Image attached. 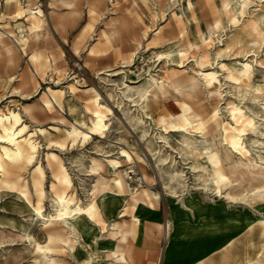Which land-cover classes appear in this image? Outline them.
<instances>
[{
	"label": "rangeland",
	"instance_id": "rangeland-1",
	"mask_svg": "<svg viewBox=\"0 0 264 264\" xmlns=\"http://www.w3.org/2000/svg\"><path fill=\"white\" fill-rule=\"evenodd\" d=\"M6 1L0 0V37L12 49L0 39V112H18L21 123L28 126L27 132L37 131L34 138L38 151L30 162H18L13 179L0 185V264H40L31 238L41 243L46 239L35 210L43 215L55 212L53 185L57 181L47 158L51 154L62 160L69 175L70 187L65 192L75 194L82 202L89 198V189L97 178L89 172L92 157L122 161V171H131L129 177L125 176L131 189L149 188L158 194L154 208L134 210L137 234L134 232L128 243L129 264H256L257 260L264 264V207L254 209L221 198L214 186H206L203 177L199 178L204 172L198 162L205 164L206 158L195 159L193 153L186 154L190 151L182 140L190 135L178 129L180 95L168 86L162 92L151 88L144 111L137 105V94L125 92L126 84L145 86L150 73L164 77L172 72L192 73V69H198L195 59L201 55H209L204 62L208 67L215 61L236 66L245 55L253 54L250 38L244 37L230 52L217 55L222 44L219 39L226 42L236 33L221 12L222 0H191L192 8L188 7V0H149L147 6L133 0H103L96 12L91 10L92 0H77L78 15L65 27L58 25L60 17L69 11L62 0H18L12 4ZM32 12L44 19L38 42L29 37L28 17ZM217 17L222 20L219 39L215 36L213 42L203 44L201 36L206 33L207 24ZM173 40H178L182 51H190L177 63L160 57ZM262 47L256 51L261 59ZM220 74L224 91L222 118H228L226 104L247 107L249 113L253 110L258 130L249 131L246 141L253 156L264 157V109L262 101L251 99V86L262 84L264 67L254 64L250 82L241 85L226 81L224 72ZM71 86L77 89L72 91ZM88 86L99 93L107 124L94 133L88 129L94 103L81 91ZM208 104L201 85L192 105L203 113ZM73 124L90 132L87 140L67 135ZM170 124L175 127L169 128ZM164 126L169 131L167 142L159 138L164 135ZM173 128L178 130L170 131ZM40 130L45 131V136ZM192 135L202 140L199 134ZM213 137L223 152L220 131L208 135V140L212 142ZM254 140L258 143L253 144ZM56 142L64 146L59 147ZM1 145L4 143L0 141ZM122 149L131 154L132 161H125ZM39 166L43 168L42 175L37 172ZM173 171L182 174L180 185L170 181ZM191 194L193 211L183 205ZM125 198L106 195L99 199L106 222L117 219L126 206ZM102 205L109 207L104 210ZM131 214L129 209L119 220L130 221ZM78 221L81 230L98 228L87 218ZM158 222L166 227L162 232L154 227ZM79 236L87 248L94 249L86 233ZM103 241L107 246V240ZM96 256L98 264L111 262L100 253ZM60 257L66 264H78L70 256Z\"/></svg>",
	"mask_w": 264,
	"mask_h": 264
},
{
	"label": "bare ground",
	"instance_id": "bare-ground-1",
	"mask_svg": "<svg viewBox=\"0 0 264 264\" xmlns=\"http://www.w3.org/2000/svg\"><path fill=\"white\" fill-rule=\"evenodd\" d=\"M76 1H61L68 7L69 11L66 15L60 17L62 21L59 22L60 24L58 23L59 26L65 27L68 22H72L75 16L78 15L79 10L76 7ZM133 1L137 4L143 3L146 6L149 2V0ZM263 1L258 0L254 3L252 0H222L221 12L227 16L229 25L236 28V33L231 34L226 42H223V39L220 40L218 31L222 27V20L217 17L213 23L207 24L206 33L201 36L203 44L213 42L215 36L218 37L222 44L217 51V55L230 52L235 45L242 42L244 37H249L253 54H247L244 58L242 57L243 59L238 61L236 66L215 61L205 67L204 62L209 56L205 54L201 55L199 59H195L198 69H192V73L186 71L172 72L165 76L166 78L150 73L145 86L125 85V92L130 93L131 96L137 94L138 101H140L137 105L144 111L149 105L148 102L152 93L151 88L156 87L162 92V89H166V86H168L176 94H179L181 123L178 129L181 128L192 136H183L182 144L186 150L190 151L186 152V154L193 153L195 159L200 156L206 158L205 164L198 162L199 167L204 172L199 178L203 177L206 186H214L221 198L228 199L234 203L245 204L254 209L264 207V157L260 154H257V158L253 156L246 141L249 131L256 132L258 130L255 112L251 110L249 113L246 110L249 108H243L239 104H226L224 108L228 113V118L227 120L222 118L221 101L224 99V91L222 89L220 71L224 72L226 81L241 85L245 81L250 82L254 64L255 66L264 67V57L263 59L261 57L258 58L256 53L257 49L264 46ZM13 2L17 3L18 0L6 1L7 4H12ZM102 3L103 0H92L90 2L91 10L98 11ZM117 4L118 1L113 3L114 6H117ZM188 7H193L191 0H188ZM216 13L218 15L217 10ZM28 20L29 37L38 42L41 37L44 19L32 12ZM0 39L9 50L12 49V46L3 38L0 37ZM169 43L172 45L164 53H161L160 57L167 58L172 63H177L180 57H187L190 54L189 48L182 51L178 40H173ZM251 56H255V58H251ZM215 64L218 67L214 66ZM201 85L205 88L209 99V104L204 108L203 113L197 112L192 105L193 99L197 95V90ZM247 85L249 86V84ZM251 88V99L253 101H262L261 105L264 109V79L262 84L255 83ZM71 89L75 91L77 88L71 86ZM81 91L89 95L94 103L89 131L94 133L103 130L107 124L103 105L99 102V93L93 86H88L87 89H81ZM132 101L137 102L135 100ZM51 106L52 104L49 102L48 107ZM145 115L149 117L147 113ZM137 119L138 122H143L140 118ZM168 127L172 128L175 126L170 124ZM27 128L26 124L21 123V116L18 112L10 111L6 114L0 112V141L4 143V145L0 146V185L13 179L14 168L18 162H30L38 151V143L34 138L37 131L29 133ZM178 129L173 128L170 131H177ZM163 131L164 135H160L159 138L167 142L168 136L166 134L169 132L167 127L164 126ZM216 131H220L221 139L219 144L223 152L215 144L214 137L212 142L208 140V135ZM90 132H85L74 124L71 125V130L66 131L68 136L73 139L81 137L83 142L88 139ZM40 133L45 136L44 130H40ZM146 133V130H143V135H146ZM192 134H199L202 140L198 141ZM199 143L203 144L202 148L199 147ZM252 143H258V141L254 140ZM56 145L59 147L64 146L63 143L59 142H56ZM121 156L125 157L126 162L132 161V156L127 150L122 149ZM47 158L48 166L51 168L57 184L53 185L55 212L43 215L39 209L35 210L36 215L42 220L46 234V239L42 243L31 238L33 251L39 255L40 264H66L60 256H70L78 264H98L97 253L111 260L109 264H129L128 243L130 237L136 232V223L138 221L134 210L140 207L148 210L154 208L158 194L149 188L131 189L125 178V176H130L131 171H122V161L113 158L103 160L92 157L89 172L90 175H97V178L89 189V198L82 202L75 194H67L65 192V189L70 187V180L62 160L54 154H51V156L47 155ZM192 168H196V166ZM37 172L42 175L43 168L39 166ZM180 179H182L181 173L173 171L170 174V181H175L178 185L181 184ZM34 180L38 183L36 178ZM146 180L148 179L146 178ZM106 195L115 197L126 196V206L117 219L109 222L103 219V211L99 204V199ZM183 205L192 211L194 210L192 194L183 202ZM103 207L105 210L109 206L104 205ZM129 209L132 212L131 220L120 221L119 219L123 218ZM84 218H87L98 228L87 227L81 230L78 220ZM154 227L159 232H162L165 226L163 223L158 222L155 223ZM146 229L148 231L151 230L150 226H147ZM82 233H86L89 236L90 244L93 245L94 249H90L89 246L87 248L81 242L79 235ZM103 239L107 240V246H105ZM199 263L200 261H197L192 264ZM260 263V261H256V264Z\"/></svg>",
	"mask_w": 264,
	"mask_h": 264
}]
</instances>
